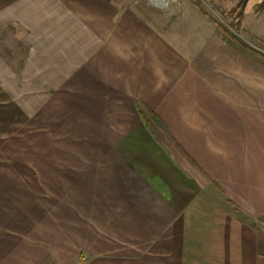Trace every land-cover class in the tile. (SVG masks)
Wrapping results in <instances>:
<instances>
[{
    "label": "crops",
    "instance_id": "1",
    "mask_svg": "<svg viewBox=\"0 0 264 264\" xmlns=\"http://www.w3.org/2000/svg\"><path fill=\"white\" fill-rule=\"evenodd\" d=\"M158 1L0 0V264H264V61Z\"/></svg>",
    "mask_w": 264,
    "mask_h": 264
},
{
    "label": "rangeland",
    "instance_id": "2",
    "mask_svg": "<svg viewBox=\"0 0 264 264\" xmlns=\"http://www.w3.org/2000/svg\"><path fill=\"white\" fill-rule=\"evenodd\" d=\"M114 1L121 4L128 2L150 4V0ZM170 2L177 4L178 8L183 10L188 6L199 7L210 20L221 24L244 44L264 54V0H171Z\"/></svg>",
    "mask_w": 264,
    "mask_h": 264
},
{
    "label": "trees",
    "instance_id": "3",
    "mask_svg": "<svg viewBox=\"0 0 264 264\" xmlns=\"http://www.w3.org/2000/svg\"><path fill=\"white\" fill-rule=\"evenodd\" d=\"M217 28L227 37V39L229 41H231L232 43L237 44L238 46H240L241 48H243L244 50L248 51L251 55L257 57L258 59L264 61V54L258 52L257 50L249 47L248 45L244 44L243 41H241L238 37H236V35H233L231 32L227 31L221 24L216 23Z\"/></svg>",
    "mask_w": 264,
    "mask_h": 264
},
{
    "label": "built area",
    "instance_id": "4",
    "mask_svg": "<svg viewBox=\"0 0 264 264\" xmlns=\"http://www.w3.org/2000/svg\"><path fill=\"white\" fill-rule=\"evenodd\" d=\"M153 2L155 3V4H157V5H159V6H163V5H161L159 2H158V0H153ZM168 3V2H167Z\"/></svg>",
    "mask_w": 264,
    "mask_h": 264
},
{
    "label": "water",
    "instance_id": "5",
    "mask_svg": "<svg viewBox=\"0 0 264 264\" xmlns=\"http://www.w3.org/2000/svg\"><path fill=\"white\" fill-rule=\"evenodd\" d=\"M153 0H150V4H152Z\"/></svg>",
    "mask_w": 264,
    "mask_h": 264
}]
</instances>
